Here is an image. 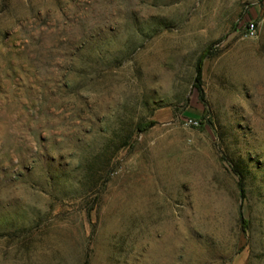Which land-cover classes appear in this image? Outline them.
I'll use <instances>...</instances> for the list:
<instances>
[{"label":"rangeland","instance_id":"rangeland-1","mask_svg":"<svg viewBox=\"0 0 264 264\" xmlns=\"http://www.w3.org/2000/svg\"><path fill=\"white\" fill-rule=\"evenodd\" d=\"M0 264H264V0H0Z\"/></svg>","mask_w":264,"mask_h":264},{"label":"trees","instance_id":"trees-1","mask_svg":"<svg viewBox=\"0 0 264 264\" xmlns=\"http://www.w3.org/2000/svg\"><path fill=\"white\" fill-rule=\"evenodd\" d=\"M202 62H203V59H200L199 63H198V67H197V72H198V75L200 76L201 75V70H202ZM151 126V123H140L138 128L139 130L143 131V130H146L147 128H149ZM235 172L238 174V176L240 177V190L241 192L244 193V187H243V175L242 173L239 171V170H235Z\"/></svg>","mask_w":264,"mask_h":264},{"label":"built area","instance_id":"built-area-1","mask_svg":"<svg viewBox=\"0 0 264 264\" xmlns=\"http://www.w3.org/2000/svg\"><path fill=\"white\" fill-rule=\"evenodd\" d=\"M257 33V26L256 23L254 21H250L248 26H247V32L246 34L248 36H255ZM191 123H195L197 124V121H193L192 119L190 120Z\"/></svg>","mask_w":264,"mask_h":264}]
</instances>
